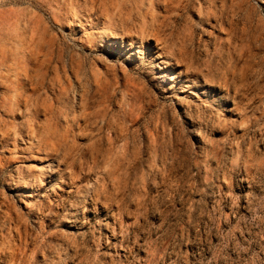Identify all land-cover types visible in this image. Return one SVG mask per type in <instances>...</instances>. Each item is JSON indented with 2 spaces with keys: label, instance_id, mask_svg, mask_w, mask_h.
Masks as SVG:
<instances>
[{
  "label": "rangeland",
  "instance_id": "374dc122",
  "mask_svg": "<svg viewBox=\"0 0 264 264\" xmlns=\"http://www.w3.org/2000/svg\"><path fill=\"white\" fill-rule=\"evenodd\" d=\"M0 264H264V0H0Z\"/></svg>",
  "mask_w": 264,
  "mask_h": 264
},
{
  "label": "bare ground",
  "instance_id": "6f19581e",
  "mask_svg": "<svg viewBox=\"0 0 264 264\" xmlns=\"http://www.w3.org/2000/svg\"><path fill=\"white\" fill-rule=\"evenodd\" d=\"M171 1H173V0H171ZM182 2V1H181ZM188 2V1H187ZM167 3V2H166ZM170 3V2H169ZM161 7V6H160ZM171 7V6H170ZM183 10V9H182ZM208 15V14H207ZM179 17V16H178ZM125 28V27H124ZM152 35V34H151ZM203 42V41H202ZM207 45V44H206ZM203 46V45H202ZM205 48V47H204Z\"/></svg>",
  "mask_w": 264,
  "mask_h": 264
}]
</instances>
